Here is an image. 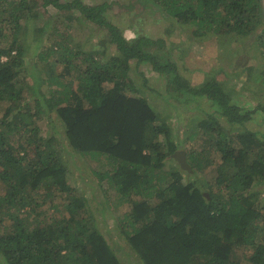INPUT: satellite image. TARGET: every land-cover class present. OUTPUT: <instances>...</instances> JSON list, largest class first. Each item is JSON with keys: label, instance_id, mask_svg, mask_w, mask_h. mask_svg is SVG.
Wrapping results in <instances>:
<instances>
[{"label": "trees", "instance_id": "trees-1", "mask_svg": "<svg viewBox=\"0 0 264 264\" xmlns=\"http://www.w3.org/2000/svg\"><path fill=\"white\" fill-rule=\"evenodd\" d=\"M140 3L154 7L152 11L161 19L193 26L196 37L230 39L232 35H252L256 29L261 30L258 37L264 35V0ZM40 6L45 12L48 6L77 10L105 36L90 52H85V64L71 57L78 54L71 46L62 44V52L56 53L53 47L36 41L34 63L39 60L43 65L41 73L45 72L58 85L42 101L36 83L25 79L27 30L31 27L37 37L45 31L53 42L62 35L57 34L60 28L71 27L72 17L52 15L53 28L47 31L46 23L39 22V8L28 0H0L3 262L127 263L112 250L95 222L84 191L68 187L66 169L53 148L57 137L41 133L42 116L54 111L62 120L63 140L70 148L95 157L104 155L112 162L111 170L93 171L99 186L107 179L116 190L117 203L129 208L127 220H120L118 226L141 264H240L243 258L251 264H264V105L231 99L225 92L226 81L217 79L215 72L208 73L197 86L190 85L182 78L177 59L171 56L174 47L168 40V30L161 28L155 37L136 34L127 38L124 30L108 17L111 4L106 1L87 5L80 0H41ZM134 6L129 2L125 8ZM59 18H66L65 26L57 21ZM132 62L147 63L157 72L166 97L192 101L194 107L202 110L204 117L197 124L199 141L185 150L192 173L184 168L164 169L167 154L177 148L173 129L128 78ZM55 63L60 64L62 76L75 73L76 89L67 90V83L58 80ZM261 76L264 79V70ZM231 127L236 130L230 131ZM13 138L16 142L11 141ZM210 150L219 155L220 161L213 182L202 181L201 187L198 181L202 170L213 162V155L207 154ZM163 170L168 172L162 173ZM42 183L66 193L57 214L39 212L42 204L36 197L40 196Z\"/></svg>", "mask_w": 264, "mask_h": 264}, {"label": "rangeland", "instance_id": "rangeland-1", "mask_svg": "<svg viewBox=\"0 0 264 264\" xmlns=\"http://www.w3.org/2000/svg\"><path fill=\"white\" fill-rule=\"evenodd\" d=\"M28 1L34 8H39L41 15L39 22H42V24L46 23L47 31L53 28L52 21L50 20L52 15L68 14L72 17L70 21L72 23L71 27L68 29L60 28L57 34L62 33V35L58 36V39L53 42L47 39L45 31L40 34L41 37H37L38 33L35 34L31 27V30L30 28L27 30L24 47L26 49L25 59L28 75L26 76L24 72L23 77L26 76L25 79L28 82L36 83L35 86L38 88L37 94L41 98L43 96L42 101H44L46 95L49 96L53 91L55 92L58 85H56L57 81L52 82L49 80L45 72L41 73L43 65L39 60L34 63L36 41H40L39 45L45 46L48 44L53 47L52 49L56 53L62 52V44L63 47H72V51H76L78 54L74 55L75 53H73L71 57L76 58L78 63L83 62L82 64H85V52H90L94 44L105 36V32L90 23L77 10L63 11L48 6L45 12L40 6L41 0ZM59 1L65 2L67 0ZM80 1L87 5H95L104 1L110 3L111 6L107 15L124 30L127 38H132L136 34H148L155 37L162 30H168V40L170 41V45L174 47L171 56L177 59L179 72L182 78L187 80L190 85L197 86L205 80L208 73L212 74L215 72L217 79H224L226 81L225 92L231 99H237L238 102H245L251 105H264V79L261 78V73L264 70V45H262L264 35L258 37L260 29H256V32L252 35L240 37L232 35L233 37L230 39L215 38L213 35L202 38L195 36L193 26H181L173 21L171 23V21L165 20L163 17L161 19L158 13L155 14L152 11L155 8L149 7L148 4L140 3L142 0ZM129 2H133L135 6L127 9L125 6ZM57 21L62 23V26H65V23H67L66 18H59ZM161 28L162 30H160ZM56 43L57 47L54 48ZM43 46H40V48L43 49ZM110 48L114 50L113 46H110ZM50 52L52 53V51ZM178 56L181 57L177 58ZM59 66L60 64L57 66L55 63L54 71L58 75V80L64 82V84L67 83V90L76 89L78 79L75 73L71 72L69 75L62 76L61 66ZM59 71L60 73H58ZM128 78L133 80V84L136 87H139L140 93L138 92V94L141 96V92H143L142 96L148 97L151 106L172 126L177 146L175 151L183 150L185 153L186 149L195 147L196 142L199 141L196 137L200 136L197 124L204 117L201 112L202 110L194 107L192 101L180 102L172 97H166L162 79L147 63L136 65L135 62H132ZM144 79H146L145 82ZM152 89L154 90L153 92ZM157 89H160V92ZM132 93V91H128V94ZM31 100L30 104H32ZM204 104L205 102L203 106L206 107V104ZM42 119L43 121L40 122L41 133L47 137L52 135L57 137L53 142V148L57 150L59 159L66 169L65 175L68 187L84 191L89 211L94 216L95 222L100 225L106 238H108L110 247L120 259L124 263L126 261L129 264H141L139 259L134 257V253L125 241V235H123L120 226H118L120 220H127L126 213L129 208L126 205L117 203V200H115V196L117 195L116 190L107 179L102 183V186H99L98 177L94 173V171L106 172L111 170L112 162L107 160L104 155L95 157L91 154H82L70 148L67 142L63 140L64 127L62 120L56 112L45 113ZM254 123H258V121H254ZM251 127L256 128L255 125ZM229 130L235 131L236 128L231 127ZM11 141L16 142V138L11 139ZM161 147L164 151L167 150L165 144L161 145ZM207 154L208 156L213 155V162L202 170V179L198 181L201 187L202 181L213 182L216 173L215 167L220 161L219 155L213 154L211 150ZM171 157L172 153H168L164 159L166 165L164 169L168 171L175 169L182 170L177 160ZM167 170H163L162 173L168 172ZM188 172L192 173L193 171L191 169ZM39 192L40 196L36 197L37 202L42 204V207L39 208L41 211L39 212L48 216L57 214L56 209L62 207L60 203L65 200L64 194L66 193H61L56 186L48 188L44 183H42ZM22 212L23 215L24 211ZM6 221L9 222L8 220ZM0 264H5L1 257ZM240 264L251 263L243 258Z\"/></svg>", "mask_w": 264, "mask_h": 264}, {"label": "water", "instance_id": "water-1", "mask_svg": "<svg viewBox=\"0 0 264 264\" xmlns=\"http://www.w3.org/2000/svg\"><path fill=\"white\" fill-rule=\"evenodd\" d=\"M172 157L177 160L181 168L191 170L190 165L186 161L185 153L183 150L173 152Z\"/></svg>", "mask_w": 264, "mask_h": 264}]
</instances>
